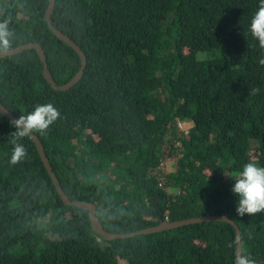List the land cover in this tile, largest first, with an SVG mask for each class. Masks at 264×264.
Returning <instances> with one entry per match:
<instances>
[{
  "label": "trees",
  "instance_id": "16d2710c",
  "mask_svg": "<svg viewBox=\"0 0 264 264\" xmlns=\"http://www.w3.org/2000/svg\"><path fill=\"white\" fill-rule=\"evenodd\" d=\"M259 3L57 0L53 23L85 52L83 77L56 91L37 51L25 50L0 59V103L17 117L38 104L59 109L60 119L35 134L63 190L95 203L106 231L228 215L242 231V253L264 264V213L238 215L230 177L249 162L264 166V49L249 32ZM48 4L0 0V23L12 33L7 49L39 43L62 85L82 61L45 21ZM181 118L196 122L188 134ZM14 131L0 113V264H234L227 222L104 240L88 211L63 203L30 136L19 141L26 157L10 162ZM166 143L180 158L163 189L152 172Z\"/></svg>",
  "mask_w": 264,
  "mask_h": 264
},
{
  "label": "clouds",
  "instance_id": "9594fccd",
  "mask_svg": "<svg viewBox=\"0 0 264 264\" xmlns=\"http://www.w3.org/2000/svg\"><path fill=\"white\" fill-rule=\"evenodd\" d=\"M249 32L253 39L258 41L260 48L264 49V0H260L257 11L252 15ZM11 35L8 22L0 23V46L5 50L10 45L9 38ZM259 64L264 66V58L259 60ZM258 91L259 89L250 90L252 95H255ZM60 116L59 109L54 104L47 103L36 105L33 111L26 115L22 114L18 119L12 121L11 127L15 131L10 134V143L13 145L10 162L17 164L27 155V149L24 144L19 142L20 140L37 132H46L49 126L60 119ZM179 122L182 124L181 121ZM178 128L181 130L179 124ZM230 177L235 182L231 191L238 197L236 208L238 215L243 217L246 214L255 216L264 213V166L249 162L243 166L242 171L235 178ZM234 264H255V262L248 255L237 252Z\"/></svg>",
  "mask_w": 264,
  "mask_h": 264
},
{
  "label": "water",
  "instance_id": "95a60500",
  "mask_svg": "<svg viewBox=\"0 0 264 264\" xmlns=\"http://www.w3.org/2000/svg\"><path fill=\"white\" fill-rule=\"evenodd\" d=\"M57 0H49V4L47 7V11L45 13V21L48 23L50 29L52 32L63 42L68 44L71 48H73L77 54L79 55L82 64L79 69V71L76 73V75L67 83L58 85L53 78V75L49 69L48 63H47V57L45 55V52L41 45L37 42H30L27 44H22L18 47H14L11 49L4 50L0 52V59L7 57V56H13L19 53L24 52L25 50L29 49H35L43 63V75L44 78L47 80V82L52 86V88L56 91H67L70 88H72L74 85H76L80 79L83 77L85 69L87 67V56L85 52L79 47V45L72 40L69 36L65 35L63 32H61L57 27L54 25L52 16L55 10ZM0 113L3 114L5 117H7L11 122L18 119L19 117L15 116L13 113H11L5 106H3L0 103ZM37 148V151L40 154L41 160L46 167L54 186L60 195L63 203L66 206L71 207H78L80 209L86 210L89 213L90 222L92 225L93 231L98 234L99 236L103 237L106 241H112L116 239H126L131 238L137 235H147L157 232H162L165 230H171L176 229L196 223H206V222H212V221H221V222H227L233 225L235 231H236V237H237V252L242 253V240H241V234L242 231L240 230L239 226L235 223L233 219H231L228 215H209V216H202V217H196V218H189L184 220H177V221H170L165 220L164 222L160 223L159 225L148 227L142 230H138L135 232L130 233H110L105 230L103 225L100 222V219L97 215V205L95 203L87 202V201H81V200H72L70 197L66 194V192L63 190V187L52 168L49 158L45 154L43 144L39 137L34 133L30 136Z\"/></svg>",
  "mask_w": 264,
  "mask_h": 264
},
{
  "label": "rangeland",
  "instance_id": "374dc122",
  "mask_svg": "<svg viewBox=\"0 0 264 264\" xmlns=\"http://www.w3.org/2000/svg\"><path fill=\"white\" fill-rule=\"evenodd\" d=\"M188 51V50H187ZM205 55L204 54H200L199 57L203 58ZM191 71H194V69H190ZM182 124L186 127V128H191L193 127L196 122L192 119H185V118H181L180 119ZM176 124H178V121L176 122ZM179 131V130H178ZM171 132H169L168 134V142L171 141V136H170ZM174 145L175 143H177V141H173ZM166 146L164 147V158L163 160L165 161L166 158H171V160L166 161V168H167V173L173 174L176 170H177V161L180 157H178L175 153L172 152V147H170L168 145V143L165 144ZM169 149V150H168ZM170 151V152H169ZM252 158L254 159H258L259 158V152L254 150L251 152ZM179 187L178 186H173L171 187V190H169L170 193H177L179 191ZM179 194V192H178Z\"/></svg>",
  "mask_w": 264,
  "mask_h": 264
},
{
  "label": "built area",
  "instance_id": "2783aa9c",
  "mask_svg": "<svg viewBox=\"0 0 264 264\" xmlns=\"http://www.w3.org/2000/svg\"><path fill=\"white\" fill-rule=\"evenodd\" d=\"M179 127L182 131H184L186 134H188L189 130L185 128L179 121H178ZM175 147H178V143H175ZM164 158V157H163ZM171 160V158H166L165 161L162 159L159 166L153 170V174L157 175L158 177V184L161 188L165 189L166 183H167V168H166V161ZM168 216H166L165 220H168Z\"/></svg>",
  "mask_w": 264,
  "mask_h": 264
}]
</instances>
